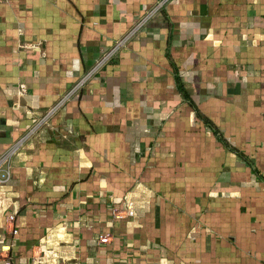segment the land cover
Segmentation results:
<instances>
[{"label": "crops", "instance_id": "0c3cea01", "mask_svg": "<svg viewBox=\"0 0 264 264\" xmlns=\"http://www.w3.org/2000/svg\"><path fill=\"white\" fill-rule=\"evenodd\" d=\"M158 1L0 0V155L50 114L0 263L264 264V0H172L73 92Z\"/></svg>", "mask_w": 264, "mask_h": 264}, {"label": "built area", "instance_id": "2783aa9c", "mask_svg": "<svg viewBox=\"0 0 264 264\" xmlns=\"http://www.w3.org/2000/svg\"><path fill=\"white\" fill-rule=\"evenodd\" d=\"M172 0H159L151 9L144 12V14L136 19L133 22V25L128 33H126L122 38H119L114 42V46L112 51L109 54L103 55L100 57L94 64L93 68L84 75L77 83L73 89L75 93L77 90L81 89V87L85 84V82L97 74L106 62L117 53L119 49H121L132 37H134L149 21L154 15H156L162 8H164L167 4ZM50 114L44 115L28 132L27 135L20 138L14 144H12L4 153L0 155V186H5L12 179V158L13 156L21 149L25 140L31 137V135L38 129V127L42 126L47 122ZM112 214L114 217H118V210L113 207ZM0 264H12L9 259H4Z\"/></svg>", "mask_w": 264, "mask_h": 264}, {"label": "trees", "instance_id": "16d2710c", "mask_svg": "<svg viewBox=\"0 0 264 264\" xmlns=\"http://www.w3.org/2000/svg\"><path fill=\"white\" fill-rule=\"evenodd\" d=\"M206 122H208V121H206ZM219 138H221V137H219Z\"/></svg>", "mask_w": 264, "mask_h": 264}]
</instances>
